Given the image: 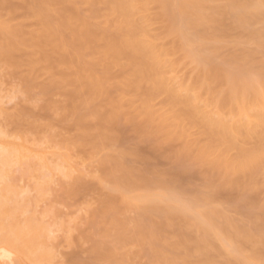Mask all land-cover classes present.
Here are the masks:
<instances>
[{"label":"bare ground","instance_id":"1","mask_svg":"<svg viewBox=\"0 0 264 264\" xmlns=\"http://www.w3.org/2000/svg\"><path fill=\"white\" fill-rule=\"evenodd\" d=\"M258 2L259 0H0V70H7L12 77L19 76L21 80L17 78L21 81L22 86L20 91L29 101H35V104L42 105L40 109L42 111L45 110L46 115L44 120L49 116L45 122H41L44 120H39L38 116V118L35 117L32 111H28L26 108H24L26 110H20V113H17L19 111L16 113L12 112V114H9L11 112L6 113L2 107L4 103L1 102L2 98H0V133L3 134L0 136V175L4 178L1 184L3 186H0V216L5 215L6 217V214L9 216L7 206L12 211L11 208L14 209L16 206L19 207H16L17 209H20L21 206L19 205L23 203L14 205L18 204L15 197V192L17 191L14 192V185L11 187L12 185L9 182L10 186L7 184L8 178L13 179L8 174L9 171H12L10 170L12 166H26L22 169H26L27 174L31 172L30 170L34 171L31 174L29 173L31 176L32 173H35V168H38L37 170L40 172H42V168L45 170L46 168H49V170L52 168V166L50 167L51 164L48 165L50 160L48 161V156L44 153L45 150L43 149L44 152L42 153L37 152L31 145L34 141L38 142L37 138L44 131L43 129H53L54 127L55 133L54 122L57 120L56 116H60L64 112L62 115L65 118L68 117L69 114H67L66 110L68 105L69 113H73L71 114L73 118L70 121L73 125L75 120L76 125H73L75 128H71L70 121L66 123L71 115L66 119L61 115L64 121L66 120L64 122L60 116V120L62 119L61 123L69 124L70 127H67L70 132L72 129V132H74V129L75 131L79 129L80 132H76L77 134L79 133V137L81 134L83 135V137L81 136L82 139H76L75 137L76 142L69 140L72 142L71 144L79 143L77 145L83 146L81 147L83 149H81L75 144L72 145L74 148L77 147L74 150L71 147L73 152L77 149L85 151V148H88L87 145L90 148L89 150H91L92 146L90 147V145L93 144L95 145V148L93 145L94 149L101 147L105 150L107 148L106 144H109L105 141H112L113 144L118 139L121 141V137L123 140L127 139L133 133L135 135L133 138L139 139L146 146H141L139 145L141 143H139L138 146H141L140 150L138 146L130 150L127 140L122 141L120 144L124 142L123 148L129 151L126 153L124 149L123 151L121 149L122 153L119 154L121 157L123 154H127L144 160L143 156L145 154L140 153L147 151L149 145L152 151L153 148L151 146L159 148L160 143L167 144V148L165 145L163 149L164 151L167 149L165 154L162 149L159 152L163 151V153H157V148L153 149L152 153H157L158 157L159 154L160 157L162 155L164 158L168 157L171 161L175 160V169L173 168L171 172L166 173L172 178V181H164L165 174V177L162 176V179H159L158 176L161 177L160 175L162 174L157 173L155 169L149 172L152 170V167L148 165L149 162L145 163L150 168L148 171L138 173V170L135 171L133 169L134 173L138 175L136 177L131 174L133 170L131 171L124 164L129 159L125 158L126 161L122 162V158L125 155L122 158L119 157L120 159L118 157L115 159L116 157L114 156L112 162L114 159L119 162V164H116L117 162L115 161V163L113 162L114 165H117V170H119L116 171V168L115 170L113 168V171H116L113 172L111 170L113 174L109 171L111 176H115H112L113 179L117 175H114V173L121 172L120 174H122L123 169V172L125 171L126 173H123V177L118 174L120 179L117 178L114 180L115 182L112 181L113 183L109 180L112 183L111 185L114 186L115 184L114 189H116L115 191H110V193H113L112 195L107 192L108 196L104 194L105 196L102 195V197L113 196L114 201L113 198H109V201L111 199L110 202L107 200L109 205H105L107 204L104 201L106 198L104 200L101 198L103 200H101L103 202L101 203V211L105 209V212L100 211L98 213V215L104 216L107 211L109 212V209L111 210L115 206V209L113 207L114 210H112L116 214L119 212V215L115 219V214L112 217L113 212L111 211L112 213L109 216L112 219L110 218V220L113 222L114 218V221H117L119 216L125 222L124 219L126 218H122L125 216L123 215L126 211L125 208H123V213L120 209L123 215L120 216V211L116 208L119 205L116 206L114 204H118V202L123 200L127 205V210L132 209V207L135 209L136 206L142 208L141 205L144 203L145 198L150 193H156V195H152L153 199H151V194L146 199L149 200L148 198H150V201H155L156 206L154 202L144 203V205H147V210L150 208V211H153H149L147 214H158L161 220H158L159 222L156 220L158 222L155 223L156 225L153 224L154 222H150V224L148 221L150 215L146 216V213H144L145 216H142L143 214H140L142 217H147L144 225L146 223L147 225L150 224L152 228L149 227L150 225L144 226L141 224L140 228L142 231H140L138 228L140 225L138 224L139 226L136 227V230H139V232L136 231L138 235L135 232L129 234V236L131 235L129 240L133 239L132 235L135 240L136 236L140 238L137 237L136 243L134 240L131 243V240L130 244L132 247L137 244L138 240H142L139 233L144 235V239L150 240L151 244L149 245H152L153 249L156 248V250H152L150 247V252H152L149 254L155 260L153 261L152 258V264H216L219 258L227 257L228 259L226 258L223 262L225 263L233 258L229 257L224 251L226 242L235 240L239 243L246 233L251 234L252 246L255 249V259L259 260L260 222L262 214H264V200L262 201L260 192L263 190L261 187H264V178H262L259 169L245 171L240 168L237 158L250 150H259L261 139L264 137V94H262L259 85L261 70H257L256 74L249 72L252 71L250 66L255 64L253 61L256 60L255 57L257 56L255 53L256 56L253 57L254 54L251 53L253 49L249 52L244 45L243 48L242 46L238 48V46L229 47V44H233L234 41V45H236L240 40L246 42L244 43L246 45L247 42L255 43L256 48L258 47L264 54L261 46V20L258 9L252 13L244 9L243 14L247 19L242 25L236 19L233 10L227 7V5L231 4L247 5L258 4ZM176 5H191L192 7L177 8L175 7ZM205 6H209V9L205 8ZM201 18H204L203 23L200 22ZM237 30L238 32L240 31V34L238 32L236 34ZM231 33H235L237 36L235 37V34L231 36ZM244 34L245 36H243ZM239 37L242 38L240 39ZM233 38L237 39L234 40ZM243 39H246V41ZM229 40L232 42H228ZM227 47L231 48L229 52H232V49L238 50L233 52V54L230 52L231 55L226 57L222 56V53H220L221 49H228ZM255 50L253 52H256ZM239 51L240 53H238ZM242 51L243 53H241ZM7 71L6 74L8 75ZM44 74H47V79H49L45 82L46 84H41V82L38 84L40 76L42 77ZM63 93L64 95H62ZM60 94L66 97L62 98L60 96L61 99L67 101H63L65 104L59 99L58 95ZM56 96H58V100ZM53 97H55L57 102ZM126 98H129L127 101L131 106L130 108L125 102ZM156 100L157 102L159 101L158 103H162L161 106H164L166 111L162 110L161 106V109L156 110L157 107H154ZM39 101L40 103H38ZM132 108L133 110H131ZM60 109L62 113L59 112ZM106 109L108 112H106ZM123 110L125 113H123ZM160 110H162V114L165 113L161 115ZM46 111H49V113ZM158 111H160V114ZM50 113L51 115H49ZM92 118L97 121V125H93L94 121ZM89 119L93 123H91L92 127L88 122ZM122 121L125 125L124 128L122 127L124 126ZM126 121L128 125L125 123ZM53 123L54 125H52ZM88 123L89 126L87 125ZM118 125L123 129L120 131H124L126 126H128L127 130L129 128L132 133L129 134L130 131L128 130L127 133V130H125V138V134L121 137H116L115 134L120 133L116 129ZM194 128H197L194 134L192 133L194 136L197 130L198 135L202 134L200 136H203V138L196 136L199 139H197V142H195L196 138L192 137L191 140L195 143L189 139L192 135L190 131ZM50 131L52 132V130ZM58 133L55 136L58 137ZM45 134L43 133V135ZM53 137V146L56 145L57 147V144L63 146L66 143L64 138V141L62 140L63 142H61V137H58L59 139L56 138L57 142H55L56 139H53ZM49 139L51 140L50 136ZM39 140L41 142L43 139L40 138ZM70 142L68 143L67 141L66 149L71 146ZM116 144L114 143L113 146H117ZM172 144H178L180 146L179 149L178 146L172 147ZM101 145L105 147L103 148ZM107 146L109 147L110 145ZM163 146L161 145L162 148ZM58 147L59 149L61 148V146ZM63 147L61 148L62 150L64 149ZM118 147L122 148L120 145ZM144 147L145 150L142 149ZM93 148L91 153L94 150ZM100 150L95 153L102 151ZM79 151L74 152V156H72L73 153L71 156L69 154L70 157L67 154L70 152L67 151V153L57 156L55 158L56 162L59 159L58 163H61V166H59L62 169L66 168L69 170V168H72V166H69L74 162L75 153L78 156L79 153L82 156L90 153V151L87 152V149L86 153L84 152L85 154ZM46 153L49 155L48 152ZM95 153L94 156L96 155ZM88 155L85 158H81L88 160ZM78 156L77 159L79 158ZM127 157L130 158V156ZM145 157L148 160V156ZM79 160L81 161V159ZM147 160L145 159V161ZM78 162H74L75 165ZM62 164L65 167H62ZM200 166L202 168L205 167L204 173L203 169L199 168ZM29 167L31 168L29 169ZM40 167L41 169H39ZM194 170H197V172H194ZM76 171L78 170L76 169ZM106 173H108V169ZM197 173L200 176L203 173L204 181L201 187L202 189L204 188L203 191L186 188L191 182V178L194 175H198ZM27 174L23 176H27ZM79 175L81 176V174ZM109 175L108 173L107 176ZM38 176H40L39 173ZM152 176H157V178ZM103 177L101 176V179L98 180L106 184L105 179L107 177ZM259 177L261 178L260 181ZM102 178L104 181H101ZM134 178L137 179L134 180ZM79 179L76 181L80 182ZM84 180L82 178L80 183ZM80 183L77 184L80 185ZM90 183L92 182L90 181ZM176 184H179V188L174 187L177 186ZM85 185L89 189L88 186L90 184L87 183ZM82 186L84 185L82 184ZM142 187L147 190H145L146 192L150 193H146L147 195L141 193L137 197L140 193L137 189L144 191ZM184 188H186V191ZM88 189L83 195L87 192L90 193ZM91 189L96 190L97 187L95 189L90 186L89 190ZM156 189L160 194L157 191L155 192ZM82 190L79 189V192H83ZM161 190L164 192H161ZM187 190L191 192L187 193ZM137 191H139L138 194ZM41 192L43 193V190ZM41 192L40 194L42 195ZM131 192L137 195L136 199L139 198L137 200L138 203L136 202L135 204L129 200L134 206L132 204L128 205L129 202H126L128 199H125L123 195V193L131 194ZM185 192L187 196L194 192L190 195L192 196L190 200L184 199L186 195L182 197ZM232 193L239 195L237 200L236 198L234 200L230 198ZM114 194H119L120 196L117 195L118 198L123 197L125 200L120 199L118 201ZM131 197L133 198L135 195L132 196L131 194ZM223 197H226L230 202L236 201L234 206L240 213H243V216L246 215L250 219L252 225L249 226L247 224L249 223L248 221L246 226L242 224L243 222L237 223L235 220L228 218L222 209L219 208L221 206L217 205ZM136 199L134 200L136 201ZM10 201L13 203L12 207L10 206L11 204L9 205ZM239 202H244V204L240 206ZM159 203L167 205L166 207L164 204L160 206L161 204L158 205ZM148 204H150V207H148ZM146 207L144 208L146 209ZM235 207L234 210H236ZM152 208L154 209L151 210ZM23 209L25 210L24 207ZM109 216L106 218L110 222L109 226H114L115 224H112ZM12 219L15 220V217L13 216ZM151 219H153L152 216ZM121 220L118 221L121 223ZM138 220L140 221L141 219ZM128 221L131 222L132 220ZM133 224L137 225V223ZM118 225L116 224V227ZM127 225L122 227L126 229L125 232L127 231ZM15 228L17 229V225ZM15 228L13 224V230L12 226L11 230L10 228L4 230L8 232L7 234L4 233L3 237L0 236V241H3L5 245L7 244L10 249L18 251L24 252V250L26 251L30 248L31 251H34L32 252L33 258H31L34 264H41L43 261L41 259H44V257L47 259V251L41 250L45 246H42V243L38 245L39 243L36 242L40 235L34 232L36 231L35 229L30 228L28 230L26 227L28 231H31L28 232L26 230L28 233H24ZM123 229L116 228L115 230L119 232V230L123 231ZM111 230L113 231V227ZM111 230L109 229V233ZM2 233L3 231H0V235ZM217 233L222 234L223 239L219 238ZM42 236L45 237V235ZM119 236H123V234ZM120 239H122V243L126 240V238ZM126 242L129 245L128 240ZM146 243L148 242L145 241L144 244ZM0 244L3 243L1 242ZM139 244L143 248V243L139 241ZM139 244H137V247L140 246ZM34 247L38 248L34 250ZM139 248L136 249L134 246L132 250L136 251ZM142 248L139 251H142ZM4 249H0V263L11 264L14 257L11 254L13 252L9 253L8 249V252ZM105 251L107 250L105 249ZM129 251L131 254H129ZM129 251L126 252L125 250L124 253L128 255H123L124 257L129 256L130 261H132L133 258L131 257L135 255L134 252ZM139 251H136L137 255L135 257L137 259H140L138 258L140 255ZM105 257H108V254ZM136 258L134 259L136 260ZM122 259L123 261L120 264L126 262H124V258ZM125 259L127 260V258ZM130 261L127 260L129 263ZM127 262L126 264H129Z\"/></svg>","mask_w":264,"mask_h":264},{"label":"rangeland","instance_id":"2","mask_svg":"<svg viewBox=\"0 0 264 264\" xmlns=\"http://www.w3.org/2000/svg\"><path fill=\"white\" fill-rule=\"evenodd\" d=\"M206 5V4H205ZM209 5V4H208ZM205 8H207V9H209V6H205ZM259 27V26H258ZM256 29V28H255ZM237 32H238V30L236 31V34H237ZM242 32V31H241ZM239 34H240V31L238 32ZM235 34V33H234ZM233 33H231V36H233L234 35ZM234 35L235 37L237 36V35ZM238 34V35H239ZM242 35V34H241ZM243 36H245V34L243 35ZM232 38V37H231ZM230 38V39H231ZM238 38V37H237ZM237 38H233L234 40H236ZM240 38V37H239ZM242 38V37H241ZM240 38V39H241ZM232 40V39H231ZM239 40V39H238ZM244 40V39H243ZM240 41H242V40H240ZM239 41V42H240ZM244 41H246V39L244 40ZM228 42H232V41H228ZM238 42V41H237ZM236 42V43H237ZM244 43H246V42H244ZM224 44V43H223ZM254 44V45H253ZM225 45L227 46V44L225 43ZM234 41H233V44H229V47H235V46H238V48L241 46L240 45V43H238V44H236V45H234ZM244 45V47L246 48V50H248L249 52H250V50L251 49H253V50H251V53H253L254 55H253V57L254 56H256L255 57V61H253V62H255V64H253V66H250V68H251V70L252 71H249V72H251L252 74H253V72L255 73V72H258L257 70H261V67H262V64H264V54H263V52L257 47L256 48V44L255 43H251V42H247V45L246 44H243ZM229 47H227L228 49H221V52L220 53H222V56H228V55H231V53L233 54V52H235V51H237V50H234V49H232V52L230 53L229 52V50L231 49V48H229ZM242 48H243V46H242ZM241 48V49H242ZM241 49H239V50H241ZM256 49V50H255ZM245 49H244V51H246ZM256 51V52H253V51ZM258 50H260V51H258ZM224 51V52H223ZM229 54H228V53ZM261 52V53H260ZM238 53H240V51L238 52ZM241 53H243V51L241 52ZM255 53H256V55H255ZM258 53V54H257ZM223 54H226V55H223ZM252 64H250V65H252ZM248 67V66H247ZM250 68H247V69H250ZM259 70V71H260ZM2 71V72H1ZM6 71L7 70H0V90H1V92H0V95H2V97H0V98H2L1 100V102L2 103H4V104H2V107H3V109L6 111V113H9V112H11V113H9V114H12V112L14 113H16L17 111H19V112H17V113H20V110L22 111L24 108H26L28 111L30 110V111H32V114H34L35 115V117H39V120L41 119V120H44V118H46V115H45V110L44 111H42L41 109H40V107L42 106V105H38L37 103L35 104V101H29V99L20 91L21 90V79L19 78V76H15V77H12V75H10L9 73H8V71H7V73H8V75L6 74ZM43 74V73H42ZM41 74V75H42ZM256 74V73H255ZM7 75V76H6ZM10 75V76H9ZM47 75V74H46ZM45 74H44V76H40V80H38L39 82H38V84H40V82H41V84H43V83H45L48 79H47V76H46ZM20 79H18V78ZM49 82V81H48ZM46 84V83H45ZM44 84V85H45ZM37 92H38V90H37ZM62 95H64V93L62 94ZM59 97L61 96V94L60 95H58ZM58 96H56V99L58 98ZM62 98H66V97H64V96H61ZM61 97L59 98L62 102L64 101L63 99H61ZM54 99H55V97H53ZM130 98V97H129ZM129 98H126V100H125V102H127V104L129 105V103H128V99ZM55 99V100H56ZM131 99V98H130ZM58 100V99H57ZM57 100H56V102H57ZM132 100V99H131ZM159 100V99H158ZM159 101H162V100H159ZM158 101V102H159ZM34 102V103H33ZM42 102V101H41ZM59 102V101H58ZM64 102H67V101H64ZM63 102V104H65ZM124 102V103H125ZM157 102V100L155 101V108H156V110L157 109H161V107L163 108L162 110H164V111H166L165 110V108H164V106H161L162 105V103L160 104V103H158ZM38 103H40V101L38 102ZM61 103V102H60ZM158 105H157V104ZM33 104V105H32ZM62 104V105H63ZM131 104V103H130ZM4 105V106H3ZM125 105H126V103H125ZM124 105V106H125ZM157 105V106H156ZM39 106V107H38ZM57 106H59L58 104H57ZM161 106V107H160ZM5 107V108H4ZM129 108L131 107L130 105L128 106ZM128 107H127V110H128ZM63 108H64V106H63ZM63 108H62V110H63ZM66 108V107H65ZM126 108V107H125ZM26 109H24V110H26ZM105 109V108H104ZM104 109H102V110H104ZM154 109V108H153ZM10 110V111H9ZM66 110H67V114H69V116L68 117H70V115L71 114H73L72 112L71 113H69V109H68V105H67V108H66ZM65 110V111H66ZM69 110V111H68ZM130 110V109H129ZM131 110H133V108L131 109ZM130 110V111H131ZM162 110H160L161 111V115H163L162 114ZM8 111V112H7ZM105 111V110H104ZM125 111H126V109H125ZM154 111H155V109H154ZM160 111H158V113L160 114ZM46 112H48L49 113V111H46ZM59 112H61V109H60V111ZM103 112V111H102ZM106 112H108L107 111V109H106ZM105 112V113H106ZM128 112V111H127ZM126 112V113H127ZM132 112V111H131ZM62 113V112H61ZM61 113H59V114H61ZM64 113V112H63ZM62 113V114H63ZM85 113V112H84ZM123 113H125L124 112V110H123ZM130 113V112H129ZM61 114V115H62ZM49 115H51V113L49 114ZM57 115H58V113H57ZM60 115V116H61ZM160 115V116H161ZM48 116V115H47ZM55 116V115H54ZM59 116V115H58ZM58 116H56L57 117V120H55V125H54V123L52 124V125H54L55 126V133H54V127H53V129H51V128H49L50 130H52V132L48 129V128H45V129H43L44 131L43 132H41L40 133V135H39V138H37L36 140L38 141V142H36V141H34V143L31 145L34 149H35V151H37V152H40V153H42V152H44V150H45V155H47L48 156V161L50 162L48 165H50V167L52 166V168L49 170V168H46V170L44 169V168H42L41 169V167L39 168V169H41V171L43 172H40L39 170H37L38 168H35V173L37 172V174H35V173H32V176L35 178H33L30 174H31V172H34V171H32V170H30L31 172H29L28 174H29V176H28V174H27V172H26V169H24L25 170V172H24V170L22 169L24 166H21V165H17V166H15V167H13L12 166V168H10V170H12L11 172L9 171V173L8 174H10L9 175V177L10 176H12L13 177V179H7V184L9 185V183L12 185L11 187H13V185H14V187H15V190H14V188H13V190H14V192L15 191H17V192H15V197H16V203H18V204H14V205H19V203H22L21 205H19V206H21L20 207V209H17L16 207H18V206H16L14 209L13 208H11V210L12 211H10V208H8V206H7V212H8V215L10 216L11 215V217H15V220H16V222H15V220L14 219H12V220H14V222H12V230H13V224H14V228L16 227V225H17V229L16 230H21L22 232H24V233H28V232H30V231H28L30 228H33V229H35L36 231H34L35 233L37 232V235H40V236H38L37 238H38V240L36 241V242H38L39 244L38 245H40V243H42V246H45V247H42L43 249H41V250H44V251H47V259L44 257V259L42 258L41 260H43L42 261V263L43 264H120V262L121 261H123V259L122 258H124V262L126 261L127 262V260H129L130 261V257L128 256V257H124V255L125 256H127L128 254H126V253H124V251L126 250V252L127 251H129V250H131V252H134V255L136 256L137 255V252L136 251H139V249H141L142 247H141V245L139 244V241H140V243H143L142 244V246H143V248H142V251L140 250L139 252V254L141 255H139V257L138 258H140V259H137L135 256L133 257H131V258H136V260L134 259V261H133V259H132V261H130V263L131 264H152V258L153 257H151V254H149V253H151L150 252V247L152 246H150L149 244H151V242H150V240L149 239H144V235L142 234V233H139V234H141V237H142V240H138V242H137V244H139L138 246L139 247H141V248H139V247H137V244L136 245H134L135 246V248L137 249V248H139L138 250H132V248L134 249V246L132 247V245L130 244V242H131V240H132V242L131 243H133V240H134V242L136 243V240L139 238L138 236H136V240L134 239V236L132 235V237H133V239H131V240H129V237L131 236H129V234H133L134 232H135V234H137L136 233V227H138L139 225V230L140 231H142V229L140 228L141 227V224H143L144 225V221L146 222V219L145 218H147V217H142V216H149L150 218H149V223L151 222H154L153 224H155L158 220L160 221L161 219V217L157 214H155V213H153V214H147V213H149V211H150V208H148V210H147V205H144V203L141 205V207L142 208H139V207H137L136 205V207H135V209H134V207H132V209H128L127 210V205L124 203L125 201H123L122 200V202H118V204L116 203V199L118 200V201H120V199H124L125 198V196H124V198L123 197H121V198H118V196L117 195H119V194H117V195H115L116 196V199H115V203L116 204H114V205H116V206H118L119 205V207H116V208H118L119 209V211H120V216H123V215H125V216H123L122 218L124 219V218H126V219H124L125 220V222L123 221V220H121V218L118 216L117 217V221H114V218H113V222H112V220H110V216L109 215H111V213H112V217L114 216V214H115V219H116V216L117 215H119L118 213L119 212H117V214L113 211L114 209H115V206H113L114 207V209H113V207H112V209L110 210L109 209V212L107 211L106 213L107 214H104V216L102 217L100 214L98 215V213H100V211H101V203H103L102 201L106 198V200H104V201H106L107 202V204H105V205H109L108 204V201H109V198H113V201H114V197L112 196V197H104L105 195L104 194H107V192H109L110 193V191H115V189H114V186H115V184H114V186L113 185H111L113 182L112 181H114V180H116L117 178H119V176L120 177H123L124 176V174L123 173H126L125 171L123 172V170H122V174H120V173H114V175L115 174H117L116 175V178H114L113 179V177H115V176H111V173L113 174V172H116V171H118L117 170V168H116V164H119V162H117V160H115V159H117V157L119 158H122L125 154H123V156L121 157V155L119 154V153H122V151H123V144H124V142H123V144H120L122 141H126V142H128L127 144H129V149L130 150H132V149H134L135 147L137 148V146H138V144L139 143H141L140 142V140L138 139H136V138H133L135 135H133V133L129 130V128H128V130L130 131L129 132V134L130 133H132V135H129V137H128V135H127V139L125 138L126 137V134H125V130H127V127L128 126H126V128H125V130L124 131H120L121 129H122V127L124 128L125 127V125H124V123H123V121H122V123H123V125L124 126H122V123H121V126L120 125H118V128H119V126H120V128L118 129L117 127H116V129H117V132H119L120 131V133H117V135L115 134V136L116 137H121L122 135H124L125 134V136H124V140H123V138L121 137V141H119L120 139H118V141H116V142H114V143H117L116 145L117 146H113V144H112V141H109V142H107V141H105L106 143H109V144H106V147L107 148H105V150L104 149H102L101 147H98V148H96V149H94L95 148V145H94V148H93V145H90V147L92 146V148L94 149V150H96V151H94L93 150V152L95 153V152H97V151H99L100 150V148H101V152H99V153H95L96 155L94 156V153L92 154L91 153V151H92V148H91V150H89L90 148H89V146L87 145V147L88 148H85V151H83V150H81V149H83V148H81V147H83V146H81L80 147V145H77V144H79V143H73V144H71L72 142H76L77 140V138H80V139H82V137H83V135L81 134L80 135V137L78 136L79 135V133L77 134L76 132H78L79 131V129H77L78 131H75V129H74V132H72L73 131V129L71 130L70 128V130H71V132L68 130V127L67 126H69L70 127V125L69 124H71V128H73L76 124H75V120L73 121V125H72V122L70 121V119H72L73 118V116L71 115V117L70 118H68V117H66V118H68V120L66 121V123H68V121H70L69 122V124H64V123H61L62 122V119H63V117L61 116V120H60V116L58 117ZM65 116H66V114H65ZM37 117V118H38ZM49 117V116H48ZM48 117H47V119H48ZM65 118V117H64ZM65 118V119H66ZM46 119V120H47ZM75 119V118H74ZM93 119V118H92ZM46 120H44V121H41V122H45ZM63 121H64V119H63ZM64 121V122H65ZM88 121V120H87ZM91 121V119H89V123H90V125H91V123H92V121ZM93 125L95 126V124L97 125V121L95 120V119H93ZM89 123L87 124L88 126H89ZM127 125H128V123H127V121L125 122ZM91 127H92V125H91ZM66 128H67V130H66ZM75 128V127H74ZM93 129H95V128H93ZM196 129L197 128H194V129H192L190 132H191V134L193 133L194 134V131H196ZM42 130V129H41ZM66 130V131H65ZM123 130V129H122ZM128 130L126 131L127 133H128ZM96 131V130H95ZM116 131V130H115ZM59 132V133H58ZM80 132V131H79ZM124 132V133H123ZM201 132V131H200ZM43 133H46L47 135H48V137H47V135L45 134V135H43ZM50 133H51V135H50ZM53 133V134H52ZM56 133H58V137L60 138L61 137V142H63L64 140H65V142L66 143H64V145L63 146H65V147H63L62 145H58L57 144V147H56V145L55 146H53L54 144H53V141H52V137H53V135H54V137H53V139H59L57 136H55V135H57ZM63 134V135H65V136H63V135H61V134ZM76 133V134H75ZM84 133V132H83ZM115 133V132H114ZM122 133V134H121ZM118 134H120V136H118ZM190 134V135H191ZM191 135V137L189 138L190 140L192 139V137H195L196 138V140H195V142H197V139L198 138H203V136H200V135H202V134H200V135H198V130H197V132L195 133L196 135L194 136V135ZM61 135V136H60ZM45 138H44V137ZM49 136H50V138H51V140L49 139ZM62 136H63V138H64V140H63V138H62ZM82 136V137H81ZM196 136H198V138L196 137ZM35 137H37V136H35ZM35 137H33V139H35ZM43 137V138H42ZM75 137H76V139H75ZM43 139L41 142H39L40 140L39 139ZM47 138V139H46ZM67 138H68V140H67ZM57 139H56V141L55 142H57ZM72 139V140H71ZM134 139V140H133ZM45 140V141H44ZM63 140V141H62ZM72 141V142H70V141ZM131 140V141H130ZM194 140V139H193ZM199 140V139H198ZM51 141H52V143H51ZM58 141H60V140H58ZM67 141H68V143L70 142V144H71V146H68V148H69V150H68V148L66 149V144L68 145V143H67ZM130 141V142H129ZM54 142V143H55ZM60 142V143H61ZM105 142L103 141V143L105 144ZM138 142V143H137ZM143 142V141H142ZM191 142H194V141H192L191 140ZM194 142V143H195ZM38 143H39V145H38ZM59 143V144H60ZM111 143V144H110ZM134 143H135V145H134ZM51 144H52V146H51ZM63 144V143H62ZM77 145V146H79V148H81V149H77V150H75L74 152H78L79 150V152H81V153H86V149H87V152L88 151H90V153H89V155L86 153V155L85 156H82V154H80L79 153V156H78V154L77 153H75V157H74V160L73 159H71V158H69L70 160H73L74 162H77V161H79L78 163H76V165H79V166H76L75 165V163L74 162H72L73 163V165H72V163H71V165L69 166V167H71L72 166V168H69V170L68 169H66V168H61L60 166H61V163L59 164L58 162V160H57V162H56V157L57 156H61L63 153L65 154V153H67V151L68 152H70V153H67L68 154V156H69V154H70V156H71V154H72V156H74V152L72 151V148H73V150L74 149H76V148H74V146L72 147V145ZM92 144V143H91ZM102 144V143H101ZM122 147V148H120V147H118L119 145ZM147 144V143H146ZM175 144V143H174ZM179 144V143H178ZM178 144H176V145H173L172 144V147H174V146H178ZM100 145V144H99ZM107 145H110L109 147L107 146ZM139 145H145L144 143H141V144H139ZM161 145H164L163 146V148L161 147ZM165 145H166V148H167V144H164V143H160V147L158 148V147H156L157 148V150H158V152L157 153H160L159 152V150H163L164 148H165ZM58 146H61V148L63 147L64 149L62 150L61 148L59 149V147ZM103 148L105 147V146H103V145H101ZM112 146V147H111ZM126 146V148H128ZM141 146L139 147V150L141 149ZM146 146V145H145ZM53 147V148H52ZM72 147V148H71ZM116 147V148H115ZM153 149H156V148H154L153 146H151ZM179 147L180 146H178V149H179ZM47 148H50V149H47V151H46V149ZM148 148H149V150H148ZM41 149V150H40ZM44 149V150H43ZM99 149V150H98ZM119 150V152H118V150ZM121 149H122V151H121ZM142 149H144L145 150V147L144 148H142ZM153 149H152V151H153ZM175 149H177V148H175ZM40 150V151H39ZM65 150H67L66 152H65ZM72 152H71V151ZM125 150V152L127 153V151H129L128 149L126 150V149H124ZM167 150V149H166ZM165 150V151H166ZM150 151V152H149ZM152 151H151V148H150V145H149V147H147V151H144L143 153H140V154H145V156H148V160H147V157H145V156H143L144 157V160H140V159H138V157L137 158H135L134 156H132L131 157V155H127V156H130V158L129 157H127L126 155L122 158V162L124 163L125 161H126V159L128 160L126 163H124L125 164V166L126 167H128L131 171L133 170V169H135V171H137L138 173H140V172H144V171H148V170H150V168L146 165L148 162L150 163H148V165H150L151 167H152V170H150L149 172H151V171H154L153 169H155V171H157V173L159 172L160 174H162V175H160L161 177H159L158 176V178L160 179H162V176L163 177H165L164 176V174L166 175V177L164 178V181H172V178L168 175V174H166V173H169V172H171V169L173 170V168H174V166H176L175 164V160H173V161H171V160H169L170 158H168V157H163V155H162V157H160V154L161 153H163V151L159 154V157L156 155L157 153H152ZM164 151V154L166 153ZM46 152H48L49 153V155L46 153ZM52 152V153H51ZM124 152V153H125ZM142 152V151H141ZM148 152V153H147ZM154 152H155V150H154ZM51 153V154H50ZM84 153V154H85ZM54 154V156H52ZM115 154V155H114ZM51 155V156H50ZM89 156V158L87 157V159L88 160H83L81 157H86V156ZM91 155H93V156H91ZM111 155V156H110ZM46 156V157H47ZM69 156V157H70ZM77 156L79 157L78 159H77ZM109 156V157H108ZM114 156L116 157L115 159H114V161L115 162H117L115 165L113 164V162H112V159L114 158ZM153 156H155V157H153ZM73 158V157H72ZM90 158H91V160H90ZM109 158H111V159H109ZM119 158V159H120ZM126 158V159H125ZM154 158H157V159H154ZM160 158V159H159ZM163 158V159H162ZM76 159H77V161H76ZM79 159H81V161L79 160ZM110 161H109V160ZM145 159L147 160V161H145ZM154 159V160H153ZM140 160V161H139ZM169 160V161H168ZM85 161V162H84ZM119 161V160H118ZM121 161V160H120ZM139 163H138V162ZM143 161V162H142ZM110 162V163H109ZM114 162V163H115ZM129 162V163H128ZM147 162V163H146ZM152 162V163H151ZM56 163V164H55ZM146 163V164H145ZM175 163V164H174ZM133 164V165H132ZM153 164V165H152ZM174 164V165H173ZM24 165H26V164H24ZM37 165V164H36ZM60 165V166H59ZM108 167H107V166ZM114 165V166H113ZM28 166V165H27ZM55 166H56V168H55ZM65 167V165H63L62 164V167ZM75 166V167H74ZM26 167V166H25ZM24 167V168H25ZM36 167V166H35ZM37 167H39V166H37ZM59 167V168H58ZM66 167H67V165H66ZM78 167V168H77ZM171 167V168H170ZM31 167H29V169H30ZM58 168V169H57ZM74 168H76L78 171H76V169H74ZM113 168H114V170H115V168H116V171H113ZM199 168H202L201 166L199 167ZM28 169V168H27ZM33 169V168H32ZM48 169V170H47ZM71 169V170H70ZM80 169V170H79ZM108 169V173L110 174L109 176H111L110 177V179H108V177L109 176H107V174L108 173H106V170ZM146 169V170H145ZM168 169H170V170H168ZM175 169V168H174ZM198 169V168H197ZM203 169V173H204V170H205V167H203L202 168ZM202 169H200V170H202ZM22 170V171H21ZM55 170V171H54ZM75 172H74V171ZM113 172H112V171ZM126 171H127V169H125ZM129 170V171H130ZM140 170V171H139ZM29 171V170H28ZM39 171V172H38ZM47 171H49V172H47ZM54 171V172H53ZM85 171V172H84ZM111 173H110V172ZM134 170L132 171V173L131 174H134L136 177L138 176V175H136L134 172H135ZM197 172V170H194V172ZM13 172V173H12ZM44 172H47V173H44ZM70 172H71V174H70ZM74 172V173H73ZM128 172V171H127ZM23 173V174H22ZM38 173L40 174V176H38ZM52 173V174H51ZM137 173V174H138ZM154 173V172H153ZM157 173H155L156 175H158ZM203 173L201 174V176L199 175L200 174V172H199V174L196 176V175H194L192 178H191V182H189V187L187 186H185L187 189H195V190H197V191H203V189L201 188L202 186H203V181H204V177H203ZM27 174V176H23V175H26ZM41 174H43V175H41ZM50 175V176H46V175ZM79 174H81V176L79 175ZM105 174V175H104ZM118 174H119V176H118ZM154 174V175H155ZM14 175V176H13ZM37 176V177H36ZM41 176H44V177H46V178H44V177H42L41 178ZM101 176L103 177V176H106L105 178L109 181V180H111V182L112 183H110V181H109V183H107L108 181L105 179V183L106 184H103L104 182H99V180L98 179H101ZM118 176V177H117ZM134 176V177H135ZM11 177V178H12ZM39 177V178H38ZM152 177H154V178H157V176H152ZM31 178V179H30ZM38 178V179H37ZM41 178V180H39ZM44 178V179H43ZM47 178H49V179H51V180H48ZM78 178H80L79 179V181L81 182V179L83 178V180L84 181H82V183H80V182H77L78 180ZM104 178V177H103ZM102 178V180L101 181H104V179ZM169 178H171V179H169ZM260 178V177H259ZM47 179V181H45ZM120 179V178H119ZM135 179H137V178H134V180ZM169 179V180H168ZM77 180V181H76ZM89 180V181H88ZM261 180V178L259 179V181ZM263 180V179H262ZM86 181V182H85ZM90 181L92 182V183H90ZM107 181V182H106ZM9 182V183H8ZM43 182V183H42ZM115 182V181H114ZM47 183V184H46ZM77 183H80V185L79 184H77ZM90 184L88 187H89V189H90V186H91V188L92 187H94L95 189H96V187H97V189L96 190H89L87 187H86V185L85 184ZM101 183V184H100ZM117 183V182H116ZM40 184H43V185H40ZM82 184L85 186H82ZM95 185V186H92V185ZM103 184V185H102ZM47 185V186H46ZM117 185V184H116ZM177 185V184H176ZM194 185V186H193ZM0 186L2 187L3 185H1L0 184ZM10 186V185H9ZM40 186V187H39ZM45 186V187H44ZM79 186V187H78ZM81 186V187H80ZM120 186V185H119ZM179 186V184L177 185V186H174V187H178ZM116 187H118V186H116ZM40 188H41V190H43V193L41 192V190H40ZM47 188V189H46ZM119 188V187H118ZM143 188V187H142ZM179 188V187H178ZM186 188H184L185 189V191H186ZM1 189V188H0ZM37 189H39L38 191H37ZM79 189L80 190H82V189H84V190H82L83 192H79ZM87 189H88V191L90 192V193H85L84 195H83V193L85 192V191H87ZM110 189V190H109ZM113 189V190H112ZM144 189V191L142 190V189H137V190H139L140 191V193L138 194V192L139 191H137V194H138V196L136 195V194H134L133 192H131V194H132V196H134L135 195V197H133L134 199H136V196L137 197H139L140 196V194L141 193H147V194H149L150 192H146L147 190L145 189V188H143ZM261 189H263L262 190V192H260V194H261V199H262V201L264 200V187L262 188L261 187ZM261 189H260V191H261ZM146 190V191H145ZM176 190H178V189H176ZM45 191V192H44ZM143 191V192H142ZM157 191V189L155 190V192ZM193 191V190H192ZM39 192V193H38ZM40 192L42 193V195L40 194ZM134 192H136V191H134ZM157 192H159V191H157ZM161 192H164V191H162L161 190ZM189 192H191V191H189V190H187V193H189ZM18 193V194H17ZM194 192H192V193H190V194H188L189 196L191 195V194H193ZM111 195L113 194V193H110ZM130 194V193H129ZM130 194V195H131ZM134 194V195H133ZM145 194H142V195H145ZM146 194V195H147ZM151 194V193H150ZM149 194V195H150ZM156 195V193H152L150 196H151V199H153L154 197L152 196V195ZM159 194H160V192H159ZM163 194V193H162ZM17 195V196H16ZM19 195H20V197H19ZM102 195H104L103 197H102ZM110 195V196H111ZM145 195V196H146ZM148 195V196H149ZM186 195V192L182 195V197H184ZM106 196H108V194L106 195ZM120 196V195H119ZM122 196V195H121ZM147 196V197H148ZM185 196L184 197V199L186 200H190L191 199V197L192 196ZM237 196V193H232L231 194V199L233 198V200L236 198V200H237V198H238V196ZM20 199H19V198ZM142 197V196H141ZM144 197V196H143ZM147 197L145 198V200L147 199ZM187 197V198H186ZM103 200H102V199ZM15 199V198H14ZM126 199V198H125ZM124 199V200H125ZM139 198H137L136 199V202L138 203V200ZM149 199V201H150V198H148ZM183 199V198H182ZM183 199V200H184ZM20 200V201H19ZM102 200V201H101ZM108 200V201H107ZM144 200V201H145ZM239 200V199H238ZM110 201H111V199H110ZM109 201V202H110ZM129 202V204L128 205H130V204H132V203H130V201L129 200H126V202ZM13 202V201H12ZM24 202H25V204H24ZM127 202V203H128ZM143 202V201H142ZM151 202H154V204H155V201H150V203ZM233 201H231L230 202V200H228L226 197H223V198H221L220 199V201L218 202V204L217 205H219V206H221V207H219L220 209H222V211H223V213H225V215H227V217L228 218H231V219H233V221L235 220L237 223H242L243 225H246V222L248 221L249 223H247L249 226L250 225H252V223L250 222V219L246 216V215H244L243 216V213L241 212L240 213V211L238 210V209H236V207L234 206V202H236V201H234L233 203H232ZM264 202V201H263ZM28 203V204H27ZM105 203V202H104ZM139 203H140V201H139ZM219 203H221V204H219ZM11 204V205H10ZM135 204V203H134ZM134 204H132L133 206H134ZM154 204H153V206H154ZM161 204V205H160ZM164 205H165V207H166V205L167 204H165V203H163ZM163 204L162 203H159L158 205H160V206H163ZM232 204V205H231ZM244 204V202H242V203H240L239 202V205L241 206V205H243ZM9 205L12 207V205H13V203H11V201H10V203H9ZM24 205V206H23ZM112 205V204H111ZM137 205H139V204H137ZM229 205V206H228ZM27 206V207H26ZM121 206V207H120ZM155 206H156V204H155ZM224 207V210H223V207ZM232 207V209H231V207ZM25 208V210L23 209L22 210V208ZM29 207V208H28ZM144 207H146V209L144 208ZM148 207H150V204H148ZM151 207H152V205H151ZM234 207H235V209L236 210H234ZM19 208V207H18ZM27 208V209H26ZM103 208V207H102ZM105 208V207H104ZM123 208H125V212H124V210H123ZM130 208H131V206H130ZM155 208V207H154ZM154 208H152L151 210H153ZM122 210V213L124 212V214L122 215L121 214V210ZM105 210V209H104ZM103 209H102V211L101 212H103L104 211ZM227 210V211H226ZM21 211H23V212H21ZM25 211V212H24ZM112 211V212H111ZM115 211H118V210H115ZM148 211V212H147ZM155 211V210H154ZM6 212V213H7ZM105 212V211H104ZM150 212H153V211H150ZM144 213H146L145 215H144ZM103 214V213H102ZM140 214L142 215V216H140ZM105 215H106V217H105ZM242 217H241V216ZM2 216H4L5 217V215H2ZM109 216V220L112 222V224H115L114 226L113 225H111V226H109V224H110V222L109 221H107V217ZM151 216H152V218L154 219V221H153V219H151ZM6 217H8L7 216V214H6ZM157 217H159V218H157ZM30 218V219H29ZM104 218H105V220H104ZM119 218V219H118ZM145 220H144V219ZM112 219V218H111ZM138 219H141L140 221L138 220ZM244 219V220H243ZM248 219V220H247ZM33 220H34V222H33ZM118 220H121L122 222L120 223ZM128 220H132L131 222H133V223H137V225L136 224H133V223H131L130 221H128ZM157 220V221H156ZM137 221H139V222H141V223H139V222H137ZM158 221V222H159ZM28 222V223H27ZM31 222V223H30ZM107 222H109V223H107ZM115 222V223H114ZM116 222H118V223H116ZM124 222V223H123ZM143 222V223H142ZM157 222V223H158ZM126 223V224H125ZM127 223H128V225H127ZM150 223V224H151ZM245 223V224H244ZM37 224V225H36ZM116 224L118 225H121V226H117L116 227ZM139 224V225H138ZM149 224V225H150ZM152 224V225H153ZM40 225V226H39ZM41 225H42V227H41ZM124 225V226H123ZM125 225H127V231L125 232V230L126 229H123L122 227H125ZM135 225V226H134ZM145 225H147V223L145 224ZM144 225V226H145ZM149 225H147V226H149ZM156 225V224H155ZM154 225V226H155ZM146 226V227H147ZM153 226V227H154ZM247 226V225H246ZM26 227L28 228V230L26 229ZM113 227V231L111 230V228ZM149 227H151V225L149 226ZM25 228V229H24ZM41 228V229H40ZM116 228H118V229H123V231L122 230H119V232L117 231V230H115ZM152 228V227H151ZM109 229L111 230L110 231V233H109ZM6 230H8V229H6ZM10 230H11V227H10ZM23 230H25V231H23ZM28 232H27V231ZM107 230H108V234H107ZM129 230V231H128ZM139 230L137 231V232H139ZM144 230V229H143ZM131 231V232H130ZM7 232L8 231H3V233L0 235L1 237H3L4 236V233L5 234H7ZM118 232V233H117ZM133 232V233H132ZM143 232H145V231H143ZM124 233H126V235H124ZM146 233V232H145ZM144 233V234H145ZM117 234V235H116ZM123 234V236H119V235H122ZM3 235V236H2ZM42 235H45V237H43ZM138 235V234H137ZM125 236V237H124ZM140 236V235H139ZM126 238V240H124L123 242L124 243H122V239H120V238ZM138 237V238H137ZM120 239V240H119ZM140 239V238H139ZM128 240V242H129V245H130V247H129V245L127 244V242L125 243V241H127ZM143 240H145L146 242H148V243H146V244H144L145 243V241H143ZM44 242V244H43V242ZM141 241H143V242H141ZM3 243V244H0V249H4V250H6L7 251V249L9 250V253H11V251L13 252V253H11L14 257H13V261H12V263L13 264H32L34 261H32L33 259H31V258H33V254H32V252H34V251H31V249L29 248L28 250H29V252H28V250H24V252L23 251H18V250H15V249H10V247H8V245L6 244L5 245V243L3 242V241H0V243ZM35 242V244H36V246H37V243ZM149 248H148V247ZM41 247V246H40ZM36 248H38V247H36ZM35 247H34V250L36 249ZM152 248V247H151ZM27 249V248H26ZM104 249V250H103ZM105 249L107 250V251H105ZM37 250H40V249H37ZM152 250H156V248H152ZM31 251V252H30ZM8 252V251H7ZM27 252V253H26ZM123 252V253H122ZM135 252H136V254H135ZM148 252V253H147ZM154 252V251H153ZM25 253V254H24ZM28 253H29V255H28ZM49 253V254H48ZM110 253H111V255H110ZM173 253H175V252H173ZM51 254V255H50ZM108 254V257H105V255H107ZM124 254V255H123ZM129 254H131L130 253V251H129ZM133 254V253H132ZM149 254V255H148ZM16 255V256H15ZM26 255H28V256H26ZM103 255V256H102ZM30 256V258H28ZM51 256V257H50ZM109 256H110V258H109ZM48 257H49V259H48ZM112 258V259H111ZM125 258H127V260L125 259ZM226 258L227 257H222V258H219V260H217L218 261V263H216V264H225V263H223L225 260H226ZM228 259V258H227ZM40 260V261H41ZM32 261V262H31ZM153 261H155L154 260V258H153ZM126 262L124 263V264H126ZM11 263V264H12ZM41 263V264H42ZM127 263H129V262H127ZM129 263V264H130ZM0 264H3V263H0ZM34 264V263H33Z\"/></svg>","mask_w":264,"mask_h":264},{"label":"snow or ice","instance_id":"3","mask_svg":"<svg viewBox=\"0 0 264 264\" xmlns=\"http://www.w3.org/2000/svg\"><path fill=\"white\" fill-rule=\"evenodd\" d=\"M175 7H192L191 5L182 6L176 5ZM227 7L231 8L234 12L236 19L243 25L244 21L247 17L243 14V10L247 9L249 13L255 12L257 9L259 10L260 20H261V46L262 50H264V0H259L258 4H247V5H236L231 4L227 5ZM201 23L204 22V18H201ZM241 46H243L244 42H239ZM255 79V77H253ZM259 85L262 94H264V64L261 67V76L259 79ZM247 118V117H245ZM3 134L0 133V136ZM237 162L239 167L244 169L245 171L256 170L259 169L262 178H264V137L261 139V144L259 150H250L244 155L237 158ZM3 176L0 175V184L3 183ZM126 199L130 200L133 203L136 201L131 197L128 193H123ZM145 203L150 202L149 200L144 201ZM183 203V202H179ZM12 226V217H3L0 216V231H4L9 229ZM214 230V229H213ZM217 236L223 239L222 234L217 233ZM247 241V242H245ZM224 251L227 253L229 257H233L225 262V264H264V214H262L261 222H260V259H255V249L252 246L251 234L246 233L241 241L238 243L235 240L227 241L224 247Z\"/></svg>","mask_w":264,"mask_h":264}]
</instances>
